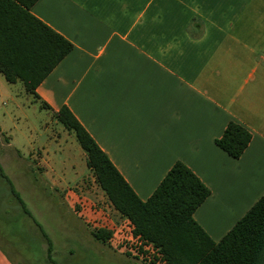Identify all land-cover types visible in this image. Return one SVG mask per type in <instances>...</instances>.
I'll use <instances>...</instances> for the list:
<instances>
[{
	"label": "crops",
	"instance_id": "0c3cea01",
	"mask_svg": "<svg viewBox=\"0 0 264 264\" xmlns=\"http://www.w3.org/2000/svg\"><path fill=\"white\" fill-rule=\"evenodd\" d=\"M29 12L73 48L38 99L20 82L0 89V264H144L118 247L131 227L53 118L63 106L141 202L186 166L210 192L192 218L220 242L264 196V0H38ZM230 122L250 134L237 159L215 145Z\"/></svg>",
	"mask_w": 264,
	"mask_h": 264
},
{
	"label": "trees",
	"instance_id": "16d2710c",
	"mask_svg": "<svg viewBox=\"0 0 264 264\" xmlns=\"http://www.w3.org/2000/svg\"><path fill=\"white\" fill-rule=\"evenodd\" d=\"M37 1L0 0V74L9 84L20 82L35 99L37 87L73 48L31 15ZM41 107L49 109L45 103ZM53 118L84 152L86 166L112 208L129 222L135 257L144 264L264 263V196L214 243L192 218L210 192L186 166L176 163L141 202L67 107L53 112ZM249 140L246 129L230 122L215 145L237 159ZM91 235L103 244L111 238L103 228Z\"/></svg>",
	"mask_w": 264,
	"mask_h": 264
},
{
	"label": "rangeland",
	"instance_id": "374dc122",
	"mask_svg": "<svg viewBox=\"0 0 264 264\" xmlns=\"http://www.w3.org/2000/svg\"><path fill=\"white\" fill-rule=\"evenodd\" d=\"M1 78V82H2V84L0 83V89L2 90V91H4V87L3 86H9V85H7L8 83H5L6 81H4V79H2V77H0ZM15 88V87H14ZM24 96V95H23ZM25 96H27V98L29 99V101H31L32 103H33V99H32V97H30L29 95H25ZM23 99H24V97H22ZM34 104V103H33ZM0 105H1V102H0ZM30 105V104H29ZM38 108V107H37ZM43 112V111H42ZM134 244H135V241L134 240H131V241H128V242H126V241H123L122 242V244L121 245H119L118 247H121L123 250H125V251H128L130 254H132V255H135V253H136V249H133V246H134ZM135 251V252H134ZM264 264V263H263Z\"/></svg>",
	"mask_w": 264,
	"mask_h": 264
},
{
	"label": "built area",
	"instance_id": "2783aa9c",
	"mask_svg": "<svg viewBox=\"0 0 264 264\" xmlns=\"http://www.w3.org/2000/svg\"><path fill=\"white\" fill-rule=\"evenodd\" d=\"M129 225H130V224H129ZM130 227H131V226H130ZM103 229H104V228H103ZM130 233H131V232H130ZM111 237H112V236H111ZM131 239H132V240H134V241H135V243H136V240H135V239H133V238H132V236H131ZM110 240H111V238H110ZM110 240H109V241H110ZM134 252H135V251H134ZM137 255H138V254H137V253H135V256H137ZM139 258H140V257H139Z\"/></svg>",
	"mask_w": 264,
	"mask_h": 264
}]
</instances>
